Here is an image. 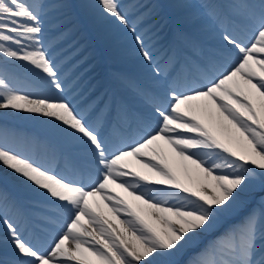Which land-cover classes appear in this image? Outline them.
<instances>
[{
    "label": "bare ground",
    "instance_id": "bare-ground-1",
    "mask_svg": "<svg viewBox=\"0 0 264 264\" xmlns=\"http://www.w3.org/2000/svg\"><path fill=\"white\" fill-rule=\"evenodd\" d=\"M237 1L241 7L228 2L225 6L219 5V12L230 16L247 7V0ZM256 29L251 26L246 35L221 50L223 64L230 68L223 77L179 98L159 85L160 80L153 75L151 66H165L173 57L181 56L178 50L168 55L160 51L154 55L153 62L140 53L130 55L117 67L131 82L144 85L156 104L144 99L143 109L132 112L134 117L123 116L116 120L114 125L121 132L111 136L108 134L112 133L113 126L109 131L104 127L98 132L100 136L85 130L90 123L81 120L86 113L84 108L72 115L68 109L74 104L71 89L61 92L57 84V94L47 92L36 96L13 81L5 83L9 94H0V122L4 124L1 142L5 144L7 138L12 142L8 148L0 145V177L9 193L36 202L71 197L76 207L72 225L63 227L59 236L51 238L45 246L48 253L40 254L17 240L22 231L20 227L13 230L10 227L14 210L8 206L7 221L0 219V257L7 260L3 264L165 263L166 258L150 240L153 233L171 249L174 264H185L188 254L213 234L209 230V219L182 209L175 204L174 197L196 196L210 211L217 209L222 213L227 212L226 204L230 202L241 207L245 196L255 190L254 185L247 179L234 177L229 168L214 163L217 153L237 157L242 163L250 162L260 169V164L264 163V151L260 147L264 137V30ZM187 37L202 53L205 47L215 46L213 35L208 32ZM32 42L38 43V40L27 36L15 49L0 44V69L15 68L22 76L42 66V49L33 47ZM104 82L108 88L115 86L110 77ZM50 88L53 90V86ZM163 98L174 100V107H163L160 104ZM132 127L143 128L144 136L128 145L123 150L126 154L106 159L105 154L107 157L116 140L132 138ZM29 132L49 140V143L41 140L43 149L35 150L38 155L43 153L54 159L49 163L61 160L60 163L69 164L74 155L78 162L96 167L97 176L108 173L107 178L97 189L77 191L31 167L14 155L19 152L27 156L30 149L37 148L33 142L22 140L21 134L28 136ZM103 132L107 133L103 135ZM12 133L17 141H13ZM53 147L58 149L57 153L52 152ZM49 163L47 166L52 167ZM144 187L149 188L143 190ZM229 189L234 193H229ZM164 190L175 193L165 199L153 198V191ZM5 203L0 200V207ZM34 213L36 218L39 212ZM179 213L189 215L187 217L195 222H183L177 217ZM221 244L218 243L217 249L219 246L225 249ZM224 244L230 245L229 242ZM51 249L54 252L50 253ZM217 249L208 256H201L200 260L214 257Z\"/></svg>",
    "mask_w": 264,
    "mask_h": 264
},
{
    "label": "rangeland",
    "instance_id": "rangeland-1",
    "mask_svg": "<svg viewBox=\"0 0 264 264\" xmlns=\"http://www.w3.org/2000/svg\"><path fill=\"white\" fill-rule=\"evenodd\" d=\"M10 1L0 0V44L19 48L29 36L38 40V43L31 44L42 49L44 59L42 67L25 74L33 84L7 75L10 80L2 77L0 94H9L5 86L8 81L35 94L54 92L58 84L64 91L65 88H77V95L83 101L93 98L85 106L87 112L98 109L106 101L96 96L102 89H105L104 97L107 96L108 84L102 78L109 76L117 83V73L123 72L117 66L127 61L130 55L140 53L152 61L157 51L168 55L172 48H176L182 55L191 56L195 53L186 52L181 46L189 47L187 36H201L206 32L216 35L217 22L212 15L217 16V20L222 19V15L218 16V6H225L228 2L239 4L237 0H27L28 14L17 16L8 13ZM257 29L263 31L264 25ZM152 47L154 49L148 51ZM141 80L145 82V78L141 77ZM260 147L264 151V137ZM213 162L229 168L234 177L253 183L255 190L245 196L244 204L239 207L229 201L227 212L222 213L217 209L210 211L195 197L179 195L175 198L176 203L184 210L209 219L210 233H216L217 241L232 242L236 237L248 234L249 237L242 238L251 239V251L260 249L258 254L264 261V163L260 164V169L250 162L242 163L237 157L218 153ZM228 191L234 193L231 189ZM187 216L177 214L183 222H195ZM222 227H229V232L217 234ZM150 237L157 252L166 258L167 262L162 264H174L171 249L156 234ZM189 258L191 261L197 258V253Z\"/></svg>",
    "mask_w": 264,
    "mask_h": 264
}]
</instances>
